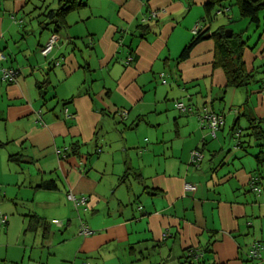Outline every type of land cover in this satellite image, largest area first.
Wrapping results in <instances>:
<instances>
[{
	"label": "crops",
	"instance_id": "crops-1",
	"mask_svg": "<svg viewBox=\"0 0 264 264\" xmlns=\"http://www.w3.org/2000/svg\"><path fill=\"white\" fill-rule=\"evenodd\" d=\"M60 2L0 0V66L17 70L14 82L0 75V264H190L192 253L204 264H264V163L255 158L264 139L247 129L254 118L264 132V10L254 23L236 0L222 13L210 0H82L46 63L41 48L55 28L43 12ZM237 14L248 20L232 30L244 31L252 78L243 87L227 86L210 36L227 31L216 16ZM198 28L206 37L182 59ZM203 107L224 115L222 141H209ZM237 127L241 146L229 140ZM50 180L58 187L43 188Z\"/></svg>",
	"mask_w": 264,
	"mask_h": 264
},
{
	"label": "trees",
	"instance_id": "trees-1",
	"mask_svg": "<svg viewBox=\"0 0 264 264\" xmlns=\"http://www.w3.org/2000/svg\"><path fill=\"white\" fill-rule=\"evenodd\" d=\"M231 0H210L208 3L209 6H213L214 4L218 3L224 6L223 2H228ZM239 8L241 10L242 15L248 17L251 22L258 23L259 22V13L260 11L264 10V0H236ZM84 4L82 0H61L60 6L56 9H49L43 12V16L48 21L46 24L47 26L52 24L54 25L53 34H59L61 29L67 26V16L70 12L81 8ZM229 6V5H228ZM227 10L226 5L220 9V13ZM159 15V14H158ZM157 15V16H158ZM150 15L148 18L144 20L146 25H141L142 30L150 29L149 20L152 18H157ZM207 30L199 29L198 32L195 34L194 39L191 43L183 50L181 58H187L193 47L201 40L206 37ZM243 32L240 34L233 33L231 37H227L225 33V27H221L220 30L213 32L210 34L211 37H214L217 42V64L222 67L225 72L227 78V86L233 87H243L249 84V80L252 78V74L247 72L246 63L243 59V50L244 45L246 44L243 39ZM2 50V49H1ZM3 51V50H2ZM4 52V51H3ZM59 64V60L56 61ZM239 120H237L238 122ZM256 123V124H255ZM259 121L256 119L251 118L249 121V127L247 129L251 130L249 135L254 136L257 140L264 139V132L259 130ZM235 132L238 133V138L242 137V128H235ZM237 138V139H238ZM238 140V141H239ZM241 141L238 142V146H241ZM73 154H77L78 151L73 148ZM256 162L258 166L263 165L264 163V150H260V152L255 155ZM43 188L46 189H53L58 187L57 183L54 180L46 181L42 184ZM192 257H195V254H191ZM191 255L188 256V261L190 264H204L201 260L193 262L190 258ZM253 257V256H252ZM255 258V257H254Z\"/></svg>",
	"mask_w": 264,
	"mask_h": 264
},
{
	"label": "built area",
	"instance_id": "built-area-1",
	"mask_svg": "<svg viewBox=\"0 0 264 264\" xmlns=\"http://www.w3.org/2000/svg\"><path fill=\"white\" fill-rule=\"evenodd\" d=\"M158 11H154L153 13H151V15L153 17H156L158 15ZM199 30L196 29L195 33H197ZM59 39L58 34L54 33L52 34L51 38L49 39V41L41 48V53L44 56H48L50 55V53L52 52V50L54 49L57 41ZM6 59V55L5 53L0 49V62L4 61ZM0 75H1V79L5 82H14L16 80V75H17V70L15 68L12 67H4V66H0ZM164 75V74H162ZM263 92H264V88H263ZM176 105L178 107V109L182 110V111H186L187 110V106L184 103V101L178 100L176 102ZM125 115V113H124ZM125 117V116H124ZM198 120L201 123V125L203 126H207L209 129H211V132L214 136H216L217 131L224 125L225 123V117L222 114H218L215 113L213 111H211L208 107H203L200 109L199 113H198ZM204 159V153L200 150V149H194L191 151V155H190V163L192 165L195 166H200V164L202 163ZM197 186L194 184H186L185 185V191H196ZM256 189L258 191L261 190V188L258 186L256 187ZM68 199L71 200L77 207L82 205V206H87L88 205V201H87V197L85 196H76L75 194H73L72 192L68 193ZM55 224L61 225V221L58 219H54L52 221ZM82 233L85 235L91 234L92 230L89 229L87 226H82ZM251 255L253 257H258L259 254V248H255L252 252ZM83 264H91L90 262H85Z\"/></svg>",
	"mask_w": 264,
	"mask_h": 264
},
{
	"label": "rangeland",
	"instance_id": "rangeland-1",
	"mask_svg": "<svg viewBox=\"0 0 264 264\" xmlns=\"http://www.w3.org/2000/svg\"><path fill=\"white\" fill-rule=\"evenodd\" d=\"M234 11H235V13H237L238 12V10H237V8H234ZM238 15V14H237ZM73 18H74V16H72L71 17V19L73 20ZM216 19H214L213 21H212V23H214V25H220V23H222V24H226L228 27H227V29H229V30H235V32H240L241 30H243V29H245L247 26H248V20H241V19H239V15L237 16V17H234L233 18V22H232V20H229V19H227L228 17H226V16H223V15H219V16H216L215 17ZM153 20V19H152ZM151 20H149V22H150ZM36 25V24H35ZM27 26H30V25H27ZM36 27V26H35ZM31 28V27H30ZM37 28V27H36ZM38 30V29H37ZM35 33H37V31L35 32ZM29 38H30V41L31 42H36V41H38L39 40V33H37L36 35H31V36H29ZM39 57V56H38ZM52 57H53V55L51 54L50 56H48V57H46L47 58V61H46V63L47 62H50V63H52L53 61H52ZM45 59V58H44ZM52 61V62H51ZM242 120V122H243V124H244V126L243 127H246V126H248V122L244 119V118H242L241 119ZM233 124V120L231 119V118H229V121L227 122V130H226V136H227V132H228V128H229V126H231ZM209 133L211 134V137L209 136V141H211V142H213V141H222V134L221 133H219L218 134V139L216 138V136H214L213 134H212V132H211V129H209ZM246 133V130L244 131V134ZM238 138V133H234V136H233V134L232 135H230L229 136V140H231L232 141V143H235V141H237L236 142V144L238 143V140H239V138ZM201 148V147H200ZM250 149H252V150H255L254 149V147L252 146V147H250ZM228 150V149H227ZM248 158H250V156H248V155H245L244 157H243V159L242 160H245V159H248ZM59 220V219H58Z\"/></svg>",
	"mask_w": 264,
	"mask_h": 264
},
{
	"label": "water",
	"instance_id": "water-1",
	"mask_svg": "<svg viewBox=\"0 0 264 264\" xmlns=\"http://www.w3.org/2000/svg\"><path fill=\"white\" fill-rule=\"evenodd\" d=\"M232 30H229V29H227V31H226V35H227V37H231L232 36Z\"/></svg>",
	"mask_w": 264,
	"mask_h": 264
}]
</instances>
